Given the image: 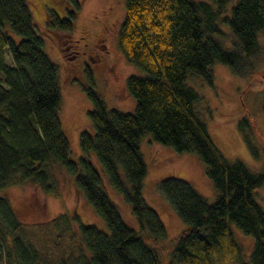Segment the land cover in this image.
<instances>
[{"label": "trees", "instance_id": "trees-1", "mask_svg": "<svg viewBox=\"0 0 264 264\" xmlns=\"http://www.w3.org/2000/svg\"><path fill=\"white\" fill-rule=\"evenodd\" d=\"M66 1L65 16L50 7L48 30L73 29L80 1ZM212 1L216 7L206 0H125L118 43L141 70L126 79L135 109L109 107L93 86H83L92 103V130L80 132L83 155L74 159L59 117L58 64L45 51L28 0H0V264H40L38 250L22 236V221L2 191L29 181L54 192L56 166L73 176L109 227L107 232L84 223L78 213L54 217V228L64 226L80 237L82 256L69 254L64 264H161L162 255L168 256L167 264H264V209L254 193L264 182V170L254 171L224 154L198 114L201 95L188 83L190 74L212 83L216 61L242 77L256 73L264 51L258 41L264 33V0H236L229 15L230 0ZM219 21L228 23L236 37L231 48L223 43ZM259 71L264 79V68ZM145 134L178 152L197 153L217 190L210 202L182 177L159 180V190L186 223L166 244L161 242L164 222L142 195ZM104 174L131 205L137 227L124 219ZM232 223L255 238L248 258Z\"/></svg>", "mask_w": 264, "mask_h": 264}, {"label": "rangeland", "instance_id": "rangeland-1", "mask_svg": "<svg viewBox=\"0 0 264 264\" xmlns=\"http://www.w3.org/2000/svg\"><path fill=\"white\" fill-rule=\"evenodd\" d=\"M79 1L73 29L67 32L51 31L45 25L50 7L61 16L67 14L66 0H28L38 31L44 38L45 51L58 64L61 87L59 117L69 140L70 155L74 159L83 155L79 144L80 132L84 129L92 130L88 116L92 103L83 86H93L102 94L109 107L133 111L136 100L127 91L126 79L132 73H141L126 58L118 43L125 0ZM206 1L217 6L212 0ZM235 2L230 0L227 15ZM219 25L225 32L223 43L231 48L236 37L228 23L219 21ZM258 41L264 49V33L259 34ZM6 60L10 64L13 62L8 50ZM263 68L264 51L259 58L256 73L252 76H239L229 65L218 61L212 64V83L196 74L188 76V83L201 95L197 111L214 142L228 158L240 159L254 171L264 170V79L259 75V70ZM140 145L147 164L142 195L164 222L166 237L161 242L166 244L181 233L186 223L159 190V180L168 176L182 177L210 202L216 200L217 190L206 174L205 163L197 153L178 152L170 145L155 141L151 134H145ZM54 172L58 181V189L54 192H46L29 181L10 184L2 191L10 198L15 213L22 221V236L38 250L40 264H64L61 260L63 257L69 260V254L77 258L82 256L80 237L71 236L70 231L63 229L64 226L54 228L52 219L63 212L78 213L82 222L109 231L106 221L84 192L78 189L73 176L63 167L56 166ZM104 177L107 190L118 204L124 219L137 227L131 205L109 184L105 174ZM254 193L264 209V182ZM231 227L248 258L255 242L254 236L244 233L233 223ZM160 259L161 264L168 263L167 255H162Z\"/></svg>", "mask_w": 264, "mask_h": 264}]
</instances>
